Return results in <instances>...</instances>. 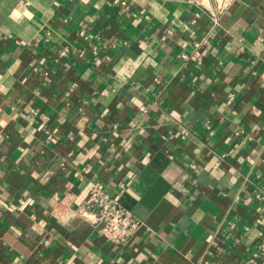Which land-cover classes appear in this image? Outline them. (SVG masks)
Instances as JSON below:
<instances>
[{
    "label": "crops",
    "instance_id": "obj_1",
    "mask_svg": "<svg viewBox=\"0 0 264 264\" xmlns=\"http://www.w3.org/2000/svg\"><path fill=\"white\" fill-rule=\"evenodd\" d=\"M257 193L264 0H0V264H263Z\"/></svg>",
    "mask_w": 264,
    "mask_h": 264
},
{
    "label": "built area",
    "instance_id": "obj_2",
    "mask_svg": "<svg viewBox=\"0 0 264 264\" xmlns=\"http://www.w3.org/2000/svg\"><path fill=\"white\" fill-rule=\"evenodd\" d=\"M80 34L84 35V31H80ZM93 54V62L97 66L102 65L107 58H104L99 53V49L96 46L93 47ZM141 108L146 110V107ZM256 197L264 200V195L262 194L257 193ZM29 201L30 199L22 200L21 208H24ZM87 204L96 207L97 219L101 225L100 231L108 241L115 245L125 242L134 236L140 228L145 226L144 221L138 219L119 199L111 196L100 183L92 185ZM260 246H264V238L260 241ZM258 254L256 253L255 256Z\"/></svg>",
    "mask_w": 264,
    "mask_h": 264
}]
</instances>
